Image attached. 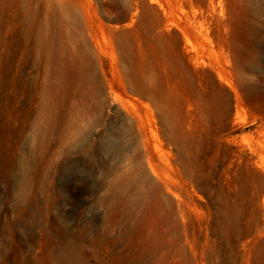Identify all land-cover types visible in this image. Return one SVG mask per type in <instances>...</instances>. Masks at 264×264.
<instances>
[{
	"label": "rangeland",
	"instance_id": "1",
	"mask_svg": "<svg viewBox=\"0 0 264 264\" xmlns=\"http://www.w3.org/2000/svg\"><path fill=\"white\" fill-rule=\"evenodd\" d=\"M264 264V0H0V264Z\"/></svg>",
	"mask_w": 264,
	"mask_h": 264
},
{
	"label": "bare ground",
	"instance_id": "2",
	"mask_svg": "<svg viewBox=\"0 0 264 264\" xmlns=\"http://www.w3.org/2000/svg\"><path fill=\"white\" fill-rule=\"evenodd\" d=\"M84 262V261H83ZM80 259H73L70 261V264H84Z\"/></svg>",
	"mask_w": 264,
	"mask_h": 264
}]
</instances>
